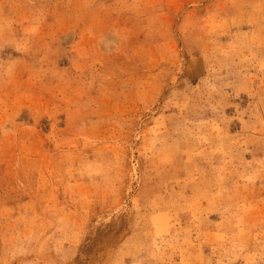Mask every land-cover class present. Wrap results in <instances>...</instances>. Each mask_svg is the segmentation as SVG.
I'll use <instances>...</instances> for the list:
<instances>
[{
    "label": "rangeland",
    "instance_id": "374dc122",
    "mask_svg": "<svg viewBox=\"0 0 264 264\" xmlns=\"http://www.w3.org/2000/svg\"><path fill=\"white\" fill-rule=\"evenodd\" d=\"M0 264H264V0H0Z\"/></svg>",
    "mask_w": 264,
    "mask_h": 264
}]
</instances>
